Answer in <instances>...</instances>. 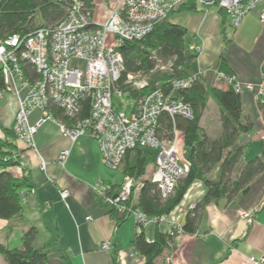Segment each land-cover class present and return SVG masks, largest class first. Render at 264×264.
<instances>
[{
  "label": "crops",
  "instance_id": "0c3cea01",
  "mask_svg": "<svg viewBox=\"0 0 264 264\" xmlns=\"http://www.w3.org/2000/svg\"><path fill=\"white\" fill-rule=\"evenodd\" d=\"M94 2L93 18L101 23L109 14L108 0ZM97 7L102 8L101 14H96ZM263 11L264 1L236 28L230 25L229 16L217 6L202 8L197 5L194 10L183 8L169 19L186 26L188 41L203 46L196 65L208 87H228L223 78L217 77L222 54L242 81L264 87V21L260 18ZM213 43L214 50H210ZM241 96L244 114L252 117L253 127L241 134L234 145L244 149L234 181L242 165L260 155L261 142H264V118L256 92L243 89ZM5 98L0 110V139L12 142L13 150L18 153V162L8 170L17 178L27 177L29 186L22 194L21 214L11 219L0 218V244L21 249L25 233L33 226L36 229L34 246L50 248L48 264H67L63 252L71 264H146L145 255L136 247L135 240L141 230L134 217L128 215L119 220L113 209L93 191V184L99 180L118 190L126 176L125 161L116 170L109 168L103 162L98 142L92 134H85L72 143L52 120H46L35 136L39 152L28 148L12 133L4 131H11L18 109L14 94ZM40 116L41 112L35 110L29 119L35 123ZM201 127L210 136H217L222 131L220 106L213 97L208 101ZM176 133L180 147H186L187 152L185 133ZM64 149H70V155L62 165L58 159ZM231 149L225 150L224 156ZM154 167L155 163L148 165L144 178L151 177ZM221 174L222 162H218L207 177L218 182ZM61 190L70 193L66 201L60 197ZM207 191L206 183L195 179L181 203L168 215V220L151 223L143 229L146 238L154 240L158 231L168 232L174 222L183 226L189 208L199 203ZM138 193L139 189H135V201ZM255 208L258 212L252 224L241 218L240 209ZM197 231L209 235L202 237L185 232L176 248L166 251L157 259V264H163L167 257L171 264H256L252 257L261 260L258 264H264V173L252 181L248 193L229 200L227 193L223 192L219 199L208 203ZM105 241L111 243L109 249L100 247ZM0 264H7L1 254Z\"/></svg>",
  "mask_w": 264,
  "mask_h": 264
},
{
  "label": "built area",
  "instance_id": "2783aa9c",
  "mask_svg": "<svg viewBox=\"0 0 264 264\" xmlns=\"http://www.w3.org/2000/svg\"><path fill=\"white\" fill-rule=\"evenodd\" d=\"M263 1L109 0L107 19L99 23L93 18L94 9H90L85 0H73L66 18L54 25L41 26L26 35L13 34L0 38V63L4 78V87L0 90V110L4 98L10 93L16 94L18 109L12 129L17 140L36 152L39 151L35 136L46 120L56 122L72 143L85 134H92L98 142L103 162L113 170L119 168L129 150L143 146L155 149L157 157L151 179L157 183L162 196L167 198L174 193L182 177L188 174L190 164L180 155L177 133L172 141L159 138L160 116L167 112L172 116L182 114L192 117L191 106L175 99L173 91L190 87L197 75L174 79L169 92L156 88L143 95L132 112L117 110L113 98L119 91L116 83L124 70L120 48L126 41L140 39L150 33L156 23L183 3L222 8L229 16L230 25L236 28ZM260 18L264 21V11ZM190 49L200 54L202 45L191 43ZM25 64L32 65L37 75L28 72ZM217 77L223 78L228 86L233 85L237 91L252 90L258 100L264 99L262 85L244 82L236 74L221 71L217 72ZM129 81L138 87L146 84L144 79L135 81V75H129ZM85 99L90 101L91 113L88 117H81ZM54 105L62 110L64 118L53 112ZM35 110H39L41 116L31 123L29 117ZM17 154L13 159H18ZM69 155L70 149L62 150L59 163L64 165ZM138 188L139 184L129 175L124 177L118 190L103 180L93 184V191L104 203L121 215L133 216L141 231L151 223L168 220L167 214L148 216L136 206L134 190ZM69 194L68 190L60 191L63 201ZM257 212L258 208L239 210L241 218L249 224L254 222ZM167 233L177 243L185 231L181 224L174 222ZM195 234L202 237L209 235L199 231ZM110 246L109 241L100 245L102 249H109ZM251 260L256 264L261 262L256 257ZM163 264H171L170 258L167 257Z\"/></svg>",
  "mask_w": 264,
  "mask_h": 264
},
{
  "label": "trees",
  "instance_id": "16d2710c",
  "mask_svg": "<svg viewBox=\"0 0 264 264\" xmlns=\"http://www.w3.org/2000/svg\"><path fill=\"white\" fill-rule=\"evenodd\" d=\"M90 9H94V0H85ZM187 5L184 9L194 10L196 3ZM73 0H0V38L9 35H26L32 30L45 25H54L66 18ZM221 11L227 12L220 8ZM40 18L43 25L35 26L36 20ZM186 26L173 22L169 16L160 20L152 31L140 39L126 41L120 48L124 57V70L116 86L121 91L124 100L114 96V107L117 110L132 112L136 107L137 100L143 95L156 88H162L169 92L172 90L174 79L186 76H196L192 85L188 88L175 89L173 97L190 105L193 111L192 117L182 114L173 116L163 112L160 116L157 134L161 140L172 141L177 131L185 133L187 146L186 161L190 164L188 174L181 179L180 186H176L174 194L167 198L162 196L157 183L151 177L144 178L147 167L155 163L157 151L153 148L143 146L129 150L125 156L123 166L124 173L133 177L139 184V193L135 201L148 216L169 215L182 201L189 185L195 179H202L208 191L206 196L195 206L188 210L183 230L195 233L198 230L200 219L205 206L213 200L227 193L229 200L239 194H246L250 190L252 181L264 173V142H261V153L245 162L238 170L234 181V173L242 158L244 149L235 147L236 140L243 133L250 131L253 127V119L244 114L241 92L233 85L226 89L208 87L199 70L196 60L199 56L190 49L191 42L187 40ZM28 72L36 76L34 67L30 64L24 65ZM219 71L235 74L222 54L219 61ZM143 76L146 84L143 87L136 86L129 81V75ZM264 74V68H263ZM4 87L2 69H0V90ZM210 97H213L220 106V121L222 131L217 136L208 135L201 127L202 116L208 106ZM259 107L264 118V99L259 100ZM53 112L64 118L61 109L55 105ZM91 113L89 99L82 103L81 117H88ZM12 133L14 131L4 130ZM16 137V136H15ZM227 155L224 151L231 148ZM14 144L8 139H0V218L11 219L21 214L23 209L22 191L29 186L27 177L22 179L15 177L8 168L18 162L13 159ZM133 153V156H132ZM18 155V154H17ZM6 157H11L6 161ZM184 158V157H183ZM122 160V161H123ZM218 162H222L221 179L218 182L208 179V173ZM119 220L126 215L119 214L113 209ZM192 214H194L192 216ZM36 235L35 227L31 226L25 233L23 247L12 249L0 244V254L7 264H48L50 248L35 247L33 244ZM137 249L146 257V264H157V259L166 251L176 248L174 237L167 232H157L154 240H148L144 231L138 233L136 240ZM67 264H71L65 252L62 253Z\"/></svg>",
  "mask_w": 264,
  "mask_h": 264
},
{
  "label": "rangeland",
  "instance_id": "374dc122",
  "mask_svg": "<svg viewBox=\"0 0 264 264\" xmlns=\"http://www.w3.org/2000/svg\"><path fill=\"white\" fill-rule=\"evenodd\" d=\"M95 1V0H94ZM109 1V0H108ZM189 4H192V3H183L182 5H180L177 9H175V10H173L171 13H170V15H169V18L177 11V10H180V9H183V8H185L187 5H189ZM200 6V5H199ZM212 6H215V5H212ZM200 7H202V6H200ZM207 7H210V6H205V7H202V8H207ZM101 14L102 13V8H98L97 7V9H96V14ZM104 22V21H103ZM40 25H43L42 24V21L40 20V18H38L37 20H36V24H35V26H40ZM212 39L214 40L215 38L214 37H212ZM214 44V43H213ZM212 47L213 48H211L210 50H214V47H215V44L214 45H212ZM202 50H203V46H202ZM0 69H1V63H0ZM143 79V76L141 75V74H139V75H135V81H139V80H142ZM10 94H14V93H10ZM15 96H16V94H14ZM17 97V96H16ZM117 97H119L120 99H123L124 101V104L125 103H127V100L125 99V96H121V95H119V91L117 92ZM6 99V98H5ZM177 144H178V147L180 148V150H181V153H182V155H183V157H184V159H186V147L185 148H181L180 147V145H179V138H178V136H177ZM186 146V145H185ZM181 155V154H180ZM182 178H184V177H182ZM180 182H181V180L178 182V186H180ZM177 186V187H178ZM174 194V193H173Z\"/></svg>",
  "mask_w": 264,
  "mask_h": 264
},
{
  "label": "bare ground",
  "instance_id": "6f19581e",
  "mask_svg": "<svg viewBox=\"0 0 264 264\" xmlns=\"http://www.w3.org/2000/svg\"><path fill=\"white\" fill-rule=\"evenodd\" d=\"M230 20V19H229Z\"/></svg>",
  "mask_w": 264,
  "mask_h": 264
}]
</instances>
